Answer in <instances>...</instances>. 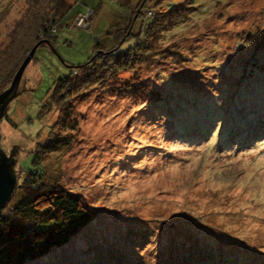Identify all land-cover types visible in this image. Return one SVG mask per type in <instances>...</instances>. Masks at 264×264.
I'll return each mask as SVG.
<instances>
[{"label":"rangeland","instance_id":"obj_1","mask_svg":"<svg viewBox=\"0 0 264 264\" xmlns=\"http://www.w3.org/2000/svg\"><path fill=\"white\" fill-rule=\"evenodd\" d=\"M57 1L0 0V69L16 68L2 90L36 36L77 66L96 50L152 41L158 12L181 7L183 16L155 37L166 53L120 73L155 90L146 100L92 84L65 112L45 114L55 81L74 68L46 41L36 47L24 68L34 89L0 116L6 158L17 145L10 199L39 156L45 174L97 216L26 264H264V68L250 73L257 58L264 63V0H146L139 11L140 0H64L72 7L53 16L49 38L34 33ZM87 10L89 27L74 26Z\"/></svg>","mask_w":264,"mask_h":264},{"label":"trees","instance_id":"obj_2","mask_svg":"<svg viewBox=\"0 0 264 264\" xmlns=\"http://www.w3.org/2000/svg\"><path fill=\"white\" fill-rule=\"evenodd\" d=\"M71 1L77 2L78 0ZM145 1L140 0L137 6L138 11L143 8ZM57 5L55 10L50 9L52 11L50 15L48 14L50 17L43 18L44 22L41 21V18L37 19L33 25H36L32 30L34 33L42 31L43 35L49 38L50 29L56 24V19L53 16L59 15L57 19L59 22L72 7L64 0H58ZM155 16L149 23L151 24L147 30L149 36L150 34L162 36L161 30L169 29L183 15L181 7H177L167 12H158ZM154 19L159 21V25L156 27H154ZM49 20L51 21L48 22ZM156 36L151 38L152 41L146 38L124 51L111 49L102 54L94 52L96 54V56L92 55L95 56L94 58L91 57L86 62L73 67V72L55 81L46 100V105H43L45 114L62 106L60 110L65 112L72 106V101L87 91V88L92 84L101 87L111 95L121 94L125 91L126 94H132L133 97L143 100L149 96H156V94L152 95L155 90L147 87L144 83L134 84L120 78V73L126 71L128 62H142L145 59L144 56L151 51V56L167 52L156 47L154 43ZM40 39V36H36L27 51L21 49L15 66L20 61V55L30 52L35 42ZM261 39L258 44L262 43L264 48V38ZM257 61H254L250 73L264 68V63H262L263 65L258 64ZM15 69L14 67L9 70L0 69V90L5 88ZM64 122L57 120L55 125L64 127ZM73 124H70L69 127H73ZM57 143L59 140L54 138L46 142L43 148L53 149ZM38 157L33 161V169H28L17 185V188L22 191L21 195L15 199L9 198L0 208V264H26L34 261L66 244L72 236L80 232L97 216L96 209L88 205L80 193L64 187L59 181H55L56 179L45 174L42 167L38 165L40 162Z\"/></svg>","mask_w":264,"mask_h":264},{"label":"water","instance_id":"obj_3","mask_svg":"<svg viewBox=\"0 0 264 264\" xmlns=\"http://www.w3.org/2000/svg\"><path fill=\"white\" fill-rule=\"evenodd\" d=\"M42 41H46V43L48 44L47 39H42L38 41L31 48L30 52L28 53V55L25 57L22 64L18 68L16 74L13 77V80L11 81L10 86L5 90H0V116L5 113V110L10 107L12 99L15 98L16 95L19 94L22 90L24 89L33 90L34 89V88H30L27 83V74L24 68L26 67L27 63L30 61L36 47ZM49 47L59 57V59L64 65H68L62 61V59L57 54V52L53 49V47H51L50 45ZM96 51H97L96 54L105 53V52H102V50H96ZM68 66H71V65H68ZM71 67H75V66H71ZM1 137L2 135L0 134V138ZM15 147H17V145L12 144V149L10 150V155L8 158H6L2 148H0V208L11 197L13 190H14L15 182H16L15 177L17 174V170L12 169L14 164H13V158L10 157L14 153Z\"/></svg>","mask_w":264,"mask_h":264},{"label":"built area","instance_id":"obj_4","mask_svg":"<svg viewBox=\"0 0 264 264\" xmlns=\"http://www.w3.org/2000/svg\"><path fill=\"white\" fill-rule=\"evenodd\" d=\"M92 15L91 10H87L85 13L78 15L75 19L74 26L76 27H89V20Z\"/></svg>","mask_w":264,"mask_h":264}]
</instances>
